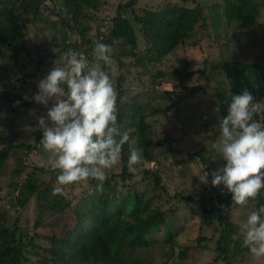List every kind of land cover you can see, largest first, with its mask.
I'll list each match as a JSON object with an SVG mask.
<instances>
[{
	"label": "trees",
	"instance_id": "trees-1",
	"mask_svg": "<svg viewBox=\"0 0 264 264\" xmlns=\"http://www.w3.org/2000/svg\"><path fill=\"white\" fill-rule=\"evenodd\" d=\"M189 1L192 7L187 5ZM39 2L46 3L47 19L43 20L45 15ZM105 4L106 0H0V108L13 111V102L22 98L26 76L31 73L17 76L18 44L23 42L22 32L34 25L33 21L43 20L51 36L42 39L57 49L55 55L73 49L93 62L97 41L111 46L112 63L117 66L118 75H109L118 93V121L130 136L124 145L121 163L107 172L103 191L97 190L96 181L89 180L91 191L73 203L74 195L69 197L64 193L70 186H63L62 195L52 194L59 186V170H54L47 183L38 182L35 173L38 170L46 173L52 168L33 166L31 171L25 172L27 166L23 164V154L40 143L42 130L36 128L34 143H29L16 140L13 123L10 129H0V177L12 179L8 186L9 194H14L10 202L16 214L11 225L8 212L1 204L6 194H0V264H169L168 260L173 258L170 264H184L188 249L195 244L197 247L207 246L215 253L212 261L204 264H214L218 260L226 263L246 260L250 251L243 245L244 237L239 233V227L229 218L228 212L234 203L231 193L222 185L213 187L209 175V183L203 185L204 191L198 199L184 191L169 193L158 166L159 156L171 153V144L177 139L155 140L151 118L175 107L177 118L184 124V119L192 118L187 112H198L197 104L188 100L201 96V93L203 99L200 103H204V109L216 107L220 117L227 115L229 92L237 95L246 88L258 100L263 99L264 51L254 62L227 59L215 62L210 57L203 58L201 70L191 69L188 62H183L169 68L178 80L177 85L169 90H160L157 86L165 74L163 59L175 48L189 46L203 50L207 45L220 50V31L224 25L242 28L256 22L264 0H216L207 5L196 0H182V3L168 0L156 8L138 6V0H113L110 4L113 14L109 23H103L99 13L104 11ZM51 15L55 19H50ZM103 27H106L105 31ZM257 27L264 44V24L257 23ZM70 33L76 35L74 40L69 38ZM35 63L38 69L42 61L38 59ZM207 64H213L215 74H224L226 82L222 85L227 100L216 86L211 87V73L206 74L204 70ZM110 66L103 70L108 68L107 72L111 73ZM131 70L134 71V80L125 86ZM201 72L206 76L203 81H196L195 77ZM28 86L32 87V83L29 82ZM21 105L29 109L34 106L33 101H22ZM214 122L219 127V119ZM130 146L141 152L139 174L128 168ZM193 154L199 156L209 173L225 163L213 149ZM193 154H188L183 162L194 161ZM215 157L217 162L212 160ZM142 162L151 163L144 166ZM23 174L24 178L19 180ZM141 185L143 189L139 188ZM32 197L36 199L37 215L32 222L34 231L29 235V221L24 209ZM179 203L197 205V208H190L197 213L199 222L193 245L184 244L179 239L184 231V227L177 224L182 218H176ZM262 204L264 189L254 202L253 210ZM67 210L71 214L70 226L62 220ZM212 223L218 228V236L210 247L206 242L211 241L212 236H206L203 231ZM60 227L62 230L58 232ZM157 246L163 258L160 263L151 260Z\"/></svg>",
	"mask_w": 264,
	"mask_h": 264
},
{
	"label": "clouds",
	"instance_id": "clouds-1",
	"mask_svg": "<svg viewBox=\"0 0 264 264\" xmlns=\"http://www.w3.org/2000/svg\"><path fill=\"white\" fill-rule=\"evenodd\" d=\"M50 36L49 30L39 37ZM94 53L96 63L68 49L39 80L33 97L47 108L46 115L37 117V128L42 130V148L54 156L48 161L50 167L59 170L53 196L62 195L63 186L89 180L103 191L108 170L121 163L124 145L130 140L118 121V93L103 70L112 64L111 46L97 41ZM228 96L227 115L218 117L219 139L212 143L225 163L211 173L201 170L198 179L208 184L210 175L211 185H222L231 193L232 203L249 207L264 189V99L256 100L246 88ZM141 160V152L130 146L129 171L139 174L136 166ZM239 228L243 245L254 257L264 258V204L249 212Z\"/></svg>",
	"mask_w": 264,
	"mask_h": 264
},
{
	"label": "rangeland",
	"instance_id": "rangeland-1",
	"mask_svg": "<svg viewBox=\"0 0 264 264\" xmlns=\"http://www.w3.org/2000/svg\"><path fill=\"white\" fill-rule=\"evenodd\" d=\"M113 0H106V4L104 6V11L99 13L100 19L103 20V23H109L108 19L113 14L111 3ZM172 2L182 3V0H169ZM197 3L201 5L211 4L216 0H196ZM222 2L223 0H217ZM168 2V0H138V6H148L151 8H156L164 3ZM40 4V2H39ZM188 6L192 7L193 4L189 1ZM40 9L44 11L45 17L47 19L49 16L48 9L45 8V4H40ZM32 14H30V17ZM50 19H55L54 15L50 16ZM33 21L34 25L27 27V31L24 30L22 39L23 42L18 44L19 51L18 55V64L19 72L17 76H21L24 72L34 76H26V81L24 84L25 90L22 94V98L19 100H13V104L11 105L15 110L9 111L5 107L0 108V129H10L13 123V128L15 129L16 140L24 141L29 143H34L35 140L34 130L37 128V117L41 115H46L47 108L43 105L36 103L33 99L35 94L37 93V84L39 80L43 79L48 72L54 67V61L56 59H60L64 54H56L57 49L51 47L44 43L45 39L40 38L39 36L48 30L45 29V25H43V21ZM32 22V23H33ZM257 23L264 24V6L260 9V15L257 17V21L253 23H249L242 28H235L233 25L223 27V31H220L219 43L221 49L214 46L212 48H208L207 45H204L203 50H199L196 47L178 46L175 48L170 54L167 55L163 60V70L165 71L163 81L157 86L160 90H169L172 89L173 86L177 85V78L170 73L169 68L172 66H179L183 62L189 63V68L191 69H203L204 65L202 63L203 58L210 57L211 61H218L219 59H227V60H240L244 62H254L256 61L264 51V44L262 42V38L260 35V31L257 27ZM93 25H96L95 23ZM106 27H103L102 30L105 31ZM138 34V33H137ZM93 35V31H92ZM71 40H74L76 35L69 34L68 35ZM139 38V35H137ZM47 39V38H46ZM205 44V41L202 42ZM140 46L142 42L139 43ZM23 47L21 49L20 47ZM49 53L51 55H49ZM94 60L92 63H96L95 53ZM49 55V56H47ZM184 57V58H183ZM7 58V57H4ZM41 59L42 64H39L38 69H36L37 61ZM185 60V61H184ZM187 60V61H186ZM113 62L110 66L111 74L113 77L118 75V71L116 69V65ZM213 65V64H212ZM211 64H207L205 67L206 74L211 73V87H217L224 100H227V92L222 83H225L226 80L224 78V74L214 73L216 71L213 70ZM153 68V65L150 66ZM155 70V68H154ZM104 71H108V68ZM136 72V71H135ZM134 71L131 70L129 74H127L126 81L124 83L125 86L131 85V81L133 78ZM204 76H206L203 72L199 73L195 78L196 81H203ZM32 83V87L28 86V83ZM133 85V84H132ZM20 92V89H19ZM203 94L201 93V96ZM197 97L189 99L188 102H193L198 106L196 110L198 112L190 111L187 112L190 117L189 120L184 119V124L179 121L177 118V111L174 108H171L170 111L158 114L155 117L151 118L152 121V133L155 140H161L166 137H174L177 141L171 144L173 151L164 156L157 154L159 156V165L157 164L161 170V176L165 184L168 185L169 193L173 194L174 191H184L186 194L194 197V199H198L201 195V192L204 191V184H201L198 176L202 171H207L204 164L201 163V160L198 155H194L193 153L198 152L199 150L204 149H212V143L216 142L219 139V127L215 125V120H218L220 117L219 112H215L214 109L216 107H211L210 109H204V103H200L203 98L201 96L196 95ZM254 96V95H253ZM255 97V96H254ZM256 100H258L255 97ZM264 99V97H263ZM22 101L30 102L33 101L34 106L32 108H28L26 106L21 105ZM50 106V105H49ZM179 107V103L176 105ZM32 110V111H30ZM200 110V111H199ZM187 113L184 112V118H186ZM207 118V119H206ZM213 128V129H211ZM15 140V139H14ZM166 144H169L166 142ZM24 149V148H22ZM23 154L25 157L22 159L23 164L27 166L25 168L26 171H31L33 166L43 167L45 169L51 168L48 161L54 159L53 154L45 151L41 144L39 143L35 150L31 149ZM188 154H193L194 161H185L183 159L187 157ZM214 159V158H213ZM214 161H218V158L215 157ZM144 166L149 165V162H142ZM142 164L137 165L136 167L140 169ZM204 167V168H203ZM155 168V167H153ZM203 168V169H202ZM54 173V170H48L46 173L37 171L35 173V178L38 182L47 183L51 180V177ZM24 174L19 177V180L24 178ZM15 180V179H14ZM12 181L8 176L0 177V194L4 195L1 201L2 207L7 210L10 224H13L15 212L12 202H10L12 196L14 194H9V182ZM71 188L64 190V193L67 196L71 197L74 195L73 203H77L81 196H84L86 193L91 191L90 184L86 182H80L78 184L70 185ZM143 185L139 188L143 189ZM80 196V197H79ZM176 203V201H174ZM180 210L176 216L182 217L177 221L178 225H182L184 227V231L181 232L179 239L184 244L193 245L194 239L198 234V216L197 213L191 210V207L197 208V205L190 206L189 204L179 203ZM254 205V204H253ZM249 207H240L235 204L230 206V210L228 212L230 220H232L238 227L240 223L246 219L247 214L253 211L254 206ZM194 208V209H195ZM24 215L28 218L29 224L27 225V231L29 235H32L34 229L32 227V222L37 215V207H36V199L31 198L29 202L25 205ZM64 218L62 219L69 226L71 225V214L69 210L65 211L63 214ZM23 222V221H22ZM63 223V222H61ZM215 223V221H214ZM10 225V226H11ZM23 227H26L25 224H22ZM62 228H58V232H60ZM204 234L206 236H212L211 241L206 242V245L212 247L214 245L213 241L218 236V228L212 225L205 229ZM239 233H241L239 228ZM242 234V233H241ZM45 245V244H44ZM158 246L153 250V259L152 262H162V254L157 249ZM215 253L212 249H208L206 246L197 247L195 244L192 248L188 249L184 264H204L208 261H212ZM147 260V258H146ZM155 260V261H154ZM174 260V258L172 259ZM172 260H168L169 264L172 263ZM214 264H264V258H256L251 253L248 254L247 259L244 261H240L236 259L232 263H226L223 260H218L214 262Z\"/></svg>",
	"mask_w": 264,
	"mask_h": 264
}]
</instances>
